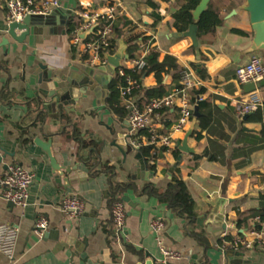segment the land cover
<instances>
[{"label":"crops","instance_id":"1","mask_svg":"<svg viewBox=\"0 0 264 264\" xmlns=\"http://www.w3.org/2000/svg\"><path fill=\"white\" fill-rule=\"evenodd\" d=\"M109 1L113 0H60V10L49 19H36L22 43L6 37L8 25L0 4V45L4 37L8 39L7 45L0 46V178L10 164H18L34 175L24 209L12 208L0 197V224H9L17 230L13 250L15 263L112 264L116 261L138 264L145 261L147 254L157 258L160 248H165L181 255L179 261H166L162 256L158 260L170 264H264V245L260 249L242 251L232 250L225 244V237L248 235L256 226V218L260 219L259 223L264 222V216H252V212L264 211V87L258 89L262 107L254 114L237 117L230 103L232 97L245 95L235 81V69L262 53L251 51L248 15L239 9L244 0L235 16L228 19L225 16L214 37L198 40L196 47L168 25L177 8L176 0H118L121 9L115 28L121 37L116 38L114 54L120 55L121 65L130 66L134 59L147 62L150 53L157 56L148 72H137L142 86V92L135 98L137 106L142 108L150 99L166 96L178 88L186 70H191L202 81L190 95L192 111L194 113L197 107L199 114L187 139L194 153L185 155L177 150L176 144L184 140L191 122L182 131L172 132L177 112L170 109L152 115L151 122L160 133L171 135L173 149L166 153L157 147L153 161L149 162L140 151L146 148V132L133 133L126 118H120L106 106L108 87L105 93L102 84L108 75L99 70L108 63L103 67L85 66L69 44L70 18L82 10H101ZM153 15L160 20L155 22ZM231 29L242 30L250 36L232 34ZM128 30L138 34L131 44L126 42ZM130 46L136 50L130 51ZM157 67L169 71L162 75L159 86L152 73ZM178 71L183 74L176 79L173 74ZM82 72L94 83L86 81L84 87L74 90L72 95L62 94L68 108L60 109L55 92L60 95L67 82L82 80ZM45 76L51 80L49 83H45ZM114 77L113 74L111 81ZM80 94L82 99H79ZM37 98L42 101L40 108L45 119L42 124L28 128V134L20 138L17 126L30 110L37 108L33 102ZM60 110L68 115L69 123L60 119ZM201 118L206 120L204 127L199 126ZM74 123L83 138L102 145L99 160L115 168V181L132 182L138 189V192L128 190L121 196V200L127 198L129 203L123 201L126 221L120 244L111 238L112 204L108 203L107 177L102 173L90 175L79 158L83 151L64 134ZM126 137H129L127 143L137 142L141 147L134 148L126 158L114 147L106 153L107 144L113 139ZM23 139L29 141L21 145ZM36 139L51 141L53 158L68 170L63 176L68 188H64L62 180L57 183L50 159L36 145ZM137 154L146 162L148 173H153L147 182L143 176L136 179L134 158ZM152 164L154 169H148ZM172 180L186 185L196 215L194 230L202 234L207 248L187 235L184 221L164 204L139 192L147 183L163 192ZM1 191L0 187V194ZM67 195H75L85 202L84 212L73 221L60 212V202ZM39 217L48 223L43 236L34 232ZM156 219H161L165 225L160 236L149 227ZM62 227L65 233L61 232ZM55 229L60 230L58 241L48 235ZM69 237L74 238V243L86 241L82 253L73 260L69 246L64 243ZM184 254H189V258H183ZM0 264H8L1 254Z\"/></svg>","mask_w":264,"mask_h":264},{"label":"built area","instance_id":"2","mask_svg":"<svg viewBox=\"0 0 264 264\" xmlns=\"http://www.w3.org/2000/svg\"><path fill=\"white\" fill-rule=\"evenodd\" d=\"M1 7L5 10L7 25L22 23L25 17L44 18L55 14L60 10V0H0ZM121 4L118 0L109 1L101 10H82L70 18L68 38L71 49L80 61L88 67L106 66L109 48L114 37V28L120 15ZM92 30L84 39L82 33ZM146 61L134 59L130 66L121 65L114 72L119 81L117 87L120 99L127 111L126 122L133 133L146 132V147L154 151L157 147L170 153L174 143L170 134H162L159 128L152 124L151 116L157 115L165 110L173 109L177 112V121L172 132L182 131L192 120L193 111L190 102L191 91L200 87V81L191 70L183 74L181 85L173 89L169 94L159 98L150 99L142 108L137 106L134 92L141 89L137 76L142 71ZM235 81L241 87L247 84L258 86L264 80V65L260 56H253L250 61L235 69ZM258 89L243 96L236 95L231 98L230 103L237 117H244L256 113L262 107V100ZM134 148L141 147L140 143L132 144ZM34 179L33 173L18 164H10L6 167L5 174L0 178L2 189L0 197L5 202L12 203L14 207L24 209L28 198L29 188ZM85 202L75 195L64 196L60 202V212L70 220L78 219L84 212ZM257 223H259V218ZM126 221V206L122 200H117L111 208V238L116 244L124 239V226ZM151 231L162 235L164 222L156 219L150 222ZM258 229L254 228L245 237L230 239L225 237V244L232 250L249 251L260 249L264 245V222H260ZM48 223L43 217H39L34 224V232L43 236L47 230ZM17 240V230L9 224H0V254L3 255L8 264H16L13 259V250ZM160 253L166 261H179L181 255L160 248Z\"/></svg>","mask_w":264,"mask_h":264},{"label":"trees","instance_id":"3","mask_svg":"<svg viewBox=\"0 0 264 264\" xmlns=\"http://www.w3.org/2000/svg\"><path fill=\"white\" fill-rule=\"evenodd\" d=\"M243 0H210L207 6V9L202 13L198 21L196 22L197 26V39L204 41L206 38L214 37L217 30L222 27L224 23V18L232 10H236L237 7ZM177 8L171 14L169 21V27L173 28L178 34L185 33L189 26L192 25L193 16L192 13L200 3V0H176ZM155 22H158L160 19L158 16L153 15ZM129 37L126 38V42L131 44L137 39L138 34H132V30H128ZM232 34H236L242 37L250 36L247 32H244L239 29H231ZM114 36L109 48V53L112 55L116 49V38H120L121 34L117 28H114ZM136 50L135 47L130 46V51ZM261 57L262 63L264 65V54H256ZM157 56L153 53L147 55V62L144 66L142 72L146 73L156 62ZM153 76L156 80L157 85H161V78L163 74L169 73L168 70L157 67L152 70ZM201 73V72H199ZM182 72L178 71L173 74L174 78L178 79L182 77ZM119 86V81L116 77L108 85V98L106 101L107 108L116 113L120 118L125 119L127 117V111L124 108V104L119 97L117 87ZM142 89L134 92V97L136 98ZM37 108L35 110H30L26 117L23 119V122L17 126V129L20 133V138L28 134L27 130L30 127H33L37 124H42L45 119V113L40 108L42 101L40 99H34ZM139 107V106H138ZM199 107H202V104L199 103ZM141 108V107H140ZM60 119L70 122L69 117L63 110H60ZM205 119L201 118L199 120V126L204 127ZM66 138L76 142L79 148L83 151L80 155V160L85 164L90 175L96 176L97 174H104L107 177V184L109 188L110 198L108 203L111 205L117 200H121L122 194L126 191L131 190L133 192H138L137 187L132 183L128 182L126 184H119L115 181L116 171L113 166H110L108 163H101L99 156L102 151V145L98 144L96 141L91 139H85L81 136L78 131L76 123L72 124L68 131H64ZM28 139H23L21 145H24L28 142ZM143 156L146 159V162L153 161L154 157L151 154V149L149 147L141 148ZM148 169H154V164L147 166ZM141 195L148 197H154L158 200L159 203L164 204L167 209L177 218H180L184 221L187 228V235L195 239L199 245H202L204 248H207L206 241L200 233H196L194 230L196 215L194 213V204L192 197L186 187V185L179 180H172L167 186L166 190L159 192L156 190L152 184H145L141 190H139ZM260 216L263 218L264 211L262 210L259 213L252 212V216ZM259 224H256L255 228L258 229Z\"/></svg>","mask_w":264,"mask_h":264},{"label":"water","instance_id":"4","mask_svg":"<svg viewBox=\"0 0 264 264\" xmlns=\"http://www.w3.org/2000/svg\"><path fill=\"white\" fill-rule=\"evenodd\" d=\"M209 1L210 0H200V3L197 5V7L192 13L194 23L189 26L188 30L185 33L181 34L182 37L189 38L192 42V45L195 47L198 46L196 22L198 21L202 13L207 9ZM239 9L243 10L248 15L249 24L252 30L251 51H260L264 54V0H244V4ZM236 12H237L236 10H232L227 15L226 18L228 19L230 17L235 16ZM51 17L52 15L45 17V18L49 19ZM36 19H39V18L25 17L22 23L9 24L6 30V37H8L9 39L17 43H22L28 37L29 29L35 25V22H37L35 21ZM91 31L92 30L82 33L80 37L84 39ZM7 44H8V39L4 37L1 41V45H7ZM120 59L121 57L118 54L108 55L107 56V60H108L107 67L105 68L103 67L99 70L101 73H106L108 75L107 80L102 84V88L105 93L107 91L108 84L112 79V75L114 74L115 70L121 66ZM82 74H83L82 80L76 81V82L75 81L67 82L65 89H61L60 95L59 93H56L55 91H51L52 93L55 92V95L58 96V98L55 101L58 103V106H60V109L68 108L66 105L67 103L63 99L64 97L61 96L62 94L64 95L66 94V96L67 95L70 96L73 94L74 90H79L82 87H84L86 81L88 82L90 81L91 84L94 83V81L90 79L88 75H86L84 72H82ZM44 79H45V83H49L51 81V80H48L47 76H45ZM49 87L52 88V84ZM261 87H264V80L260 82L258 86H255L253 84H247V85H244L242 88H243V92L247 94V93L255 91L256 88H261ZM89 90L93 91V88L89 87ZM79 97H78L79 99H82L83 98L82 94H80ZM198 117H199V114L197 111V107H195L193 118L191 120V125H190L188 132L185 135L184 140L176 144L177 150L180 151L182 154L190 155L194 153L193 149L188 147L187 139L193 132L194 125ZM127 139H129V137L121 138V139H113L109 144H107L106 153H107V150L114 147L119 151V153L122 155L123 158H126L128 154H130L131 152L135 150L131 144L127 143ZM34 142L48 155L50 162H51L53 173L57 175V183L61 182L62 180L64 184L63 185L64 188H68L69 184L67 182V179L63 177L64 174L68 172V170H66L63 167H60L56 163L55 159L53 158L52 151H51V141L43 142L39 139H36ZM104 144L105 143H103V145ZM134 160L136 161V164H135L136 179H141L143 176L144 181L147 182L148 176L152 177L153 173H148V171L146 170V162L140 158V154L139 155L137 154ZM132 179L134 180V178ZM122 201L129 203V200L127 198H122ZM9 205L12 208L14 207L12 203H9ZM166 222L167 224H169L168 220H166ZM61 232L65 233L64 227L61 228ZM48 235H50L49 236L50 239L53 238L54 241H58L60 230L55 229L53 231H49ZM73 241H74V238L69 237L64 242L65 245L69 246L68 249L71 252V260L78 257L79 254L82 253L83 248L86 246L85 240H83L80 243L78 242L74 243ZM73 249L75 251H72ZM161 256H162L161 253L157 254V258H154L147 254L145 255V261L138 263V264H170L168 262L158 261L161 258ZM183 258L188 259L189 254H184ZM112 264H124V263L114 261Z\"/></svg>","mask_w":264,"mask_h":264},{"label":"rangeland","instance_id":"5","mask_svg":"<svg viewBox=\"0 0 264 264\" xmlns=\"http://www.w3.org/2000/svg\"><path fill=\"white\" fill-rule=\"evenodd\" d=\"M258 56V55H257Z\"/></svg>","mask_w":264,"mask_h":264}]
</instances>
